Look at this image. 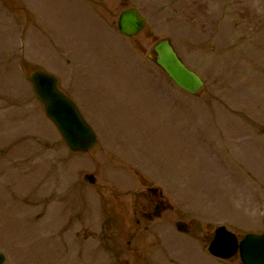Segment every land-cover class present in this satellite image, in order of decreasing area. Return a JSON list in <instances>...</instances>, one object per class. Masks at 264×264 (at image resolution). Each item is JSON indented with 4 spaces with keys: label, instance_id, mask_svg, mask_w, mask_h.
<instances>
[{
    "label": "rangeland",
    "instance_id": "obj_1",
    "mask_svg": "<svg viewBox=\"0 0 264 264\" xmlns=\"http://www.w3.org/2000/svg\"><path fill=\"white\" fill-rule=\"evenodd\" d=\"M133 7L147 27L127 38L118 20ZM164 39L205 81L199 95L149 57ZM36 70L59 78L94 150L66 147L28 81ZM149 188L172 210L141 234ZM263 218L264 0H0L5 264H141L140 244L146 264H239L208 254L216 229L244 238Z\"/></svg>",
    "mask_w": 264,
    "mask_h": 264
},
{
    "label": "water",
    "instance_id": "obj_2",
    "mask_svg": "<svg viewBox=\"0 0 264 264\" xmlns=\"http://www.w3.org/2000/svg\"><path fill=\"white\" fill-rule=\"evenodd\" d=\"M147 20L136 8L125 10L119 19V30L127 37H134L142 32ZM156 64L184 91L197 95L204 87L203 79L190 70L179 57L170 40H163L154 49ZM150 58L153 59L151 55ZM37 99L44 105L46 116L55 124L66 145L73 153L86 154L97 144L98 138L87 123L75 103L59 88L58 78L46 71L37 70L29 77ZM84 180L94 184V175L87 174ZM157 192L156 189H149ZM177 228L188 232L189 227L178 223ZM209 251L214 256L229 259L240 254L243 264H264V233L250 234L241 242L225 227L216 230V236ZM6 262V256L0 251V264Z\"/></svg>",
    "mask_w": 264,
    "mask_h": 264
},
{
    "label": "flooded vegetation",
    "instance_id": "obj_3",
    "mask_svg": "<svg viewBox=\"0 0 264 264\" xmlns=\"http://www.w3.org/2000/svg\"><path fill=\"white\" fill-rule=\"evenodd\" d=\"M156 199L153 201L155 202V206L149 210L141 209L140 217L141 220L136 221L138 225H141V234H144L146 231L150 230V226L152 223L155 222L157 219V215L161 216L164 212L168 210L169 205L165 203L164 200L161 199L160 196H155ZM91 237V234H89ZM121 251H124L121 249ZM138 254L141 260V264H146V247L144 244L139 245ZM235 259V258H233ZM233 259L227 260L228 262H232ZM151 264H160L156 261H152Z\"/></svg>",
    "mask_w": 264,
    "mask_h": 264
}]
</instances>
